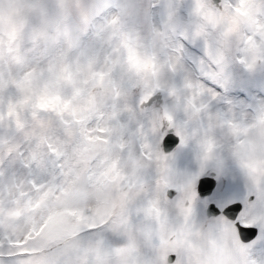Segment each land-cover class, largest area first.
<instances>
[{
  "label": "rangeland",
  "instance_id": "obj_1",
  "mask_svg": "<svg viewBox=\"0 0 264 264\" xmlns=\"http://www.w3.org/2000/svg\"><path fill=\"white\" fill-rule=\"evenodd\" d=\"M220 5L0 0L8 192L27 176L20 153L41 158L52 144L68 151L74 178L96 158L104 165L91 195L112 219L121 264H170L171 255L175 264H264V249L242 245L229 221L205 213L209 202L240 201L242 220L264 214V0ZM169 130L183 145L166 154ZM210 173L216 187L200 200L194 178ZM12 199L5 227L20 234L27 222L17 221L22 206ZM68 232L55 213L25 239Z\"/></svg>",
  "mask_w": 264,
  "mask_h": 264
},
{
  "label": "snow or ice",
  "instance_id": "obj_2",
  "mask_svg": "<svg viewBox=\"0 0 264 264\" xmlns=\"http://www.w3.org/2000/svg\"><path fill=\"white\" fill-rule=\"evenodd\" d=\"M144 103H150L145 101ZM3 114L0 113V119ZM183 145V139L171 130L161 139V148L167 154L173 145ZM46 156L26 159L20 153L21 164L27 169L23 182L16 184L18 191L10 194V179L0 171V264H121L117 259L120 247L115 243L118 236L110 231L112 219L106 218L101 211V201L91 193L101 187L104 165L96 158L78 179L74 178L71 158L66 149L49 144ZM3 161H0L2 164ZM194 178L195 195L202 200L213 192V185L208 180ZM177 189L169 187L167 196L175 197ZM42 194H46L38 207L33 208ZM19 199L22 206L18 222L26 221L20 234L5 227L9 217L7 213L14 205L12 196ZM248 203L255 204V196H248ZM243 202L208 204L206 214L223 217L236 231L240 243L252 248L264 249V214L252 218L245 216ZM256 211H261L257 206ZM63 214L69 222V232L62 236H47L44 233L25 239L29 232H35L53 214ZM139 215V211H136ZM133 212H129V217ZM46 231V230H45ZM23 241V243H17ZM21 249H24L22 251ZM176 257L169 256L170 264H175ZM126 264H133L131 257ZM252 264H256L253 260Z\"/></svg>",
  "mask_w": 264,
  "mask_h": 264
},
{
  "label": "water",
  "instance_id": "obj_3",
  "mask_svg": "<svg viewBox=\"0 0 264 264\" xmlns=\"http://www.w3.org/2000/svg\"><path fill=\"white\" fill-rule=\"evenodd\" d=\"M211 2H212V4H213L214 6H216V7H220V0H211ZM177 143H178V142H177ZM176 145H177V144L173 145L170 149H167V150L170 152L171 150L174 149V147H175ZM211 175H213V173H211ZM200 179L210 181V182L212 183V185H213V188H214V186H215V179H214L213 177H211V176H204V177H201ZM208 195H209V194H208ZM206 196H207V195H206ZM232 203H239V201H235V202H232ZM209 204H213V203H209ZM206 208H207V207H206ZM206 216H207V217H212V216H211V213H207Z\"/></svg>",
  "mask_w": 264,
  "mask_h": 264
},
{
  "label": "flooded vegetation",
  "instance_id": "obj_4",
  "mask_svg": "<svg viewBox=\"0 0 264 264\" xmlns=\"http://www.w3.org/2000/svg\"><path fill=\"white\" fill-rule=\"evenodd\" d=\"M214 178H215V176H214ZM215 180H216V178H215ZM216 184H217V181H216ZM204 198V197H203Z\"/></svg>",
  "mask_w": 264,
  "mask_h": 264
}]
</instances>
